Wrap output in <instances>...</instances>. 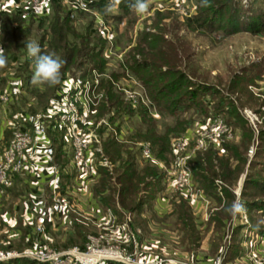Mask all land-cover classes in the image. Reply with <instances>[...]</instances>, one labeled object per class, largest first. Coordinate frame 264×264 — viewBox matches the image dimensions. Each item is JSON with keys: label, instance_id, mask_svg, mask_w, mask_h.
Here are the masks:
<instances>
[{"label": "trees", "instance_id": "obj_1", "mask_svg": "<svg viewBox=\"0 0 264 264\" xmlns=\"http://www.w3.org/2000/svg\"><path fill=\"white\" fill-rule=\"evenodd\" d=\"M193 1L195 14L187 21L189 27L213 29L218 18L226 14L228 10L235 11L234 0ZM131 2L132 0H115V2L90 0L88 6L91 11L99 13L105 22L108 23L109 18H114L117 23L122 18V11H126ZM113 5L116 6L118 13L109 16L108 12ZM51 9L52 15L49 18L48 25L49 33L45 29L41 30L45 18L39 21L34 19L24 20L19 14L1 18L0 49L4 51L7 63L0 68V89H3L9 82L8 73L13 72L21 80L20 89L13 96V99L19 100L21 106L12 110L11 102L14 101L10 102L11 105L9 104L7 107H10L11 113L14 114L10 116V119L18 125L22 121L21 115H33L41 112L66 75L79 73L81 77L85 78L88 77L91 71H95L100 75L97 91L102 93V97L95 108L94 118L95 120L99 118L106 119L108 127H100L103 131L106 130L101 147L105 160L113 167L111 171L98 167L97 173L100 176V181L96 183L93 195L98 198L99 205L101 204L105 209L113 210L118 217H122L123 213L127 215L134 214L138 217L143 208L152 217V212L154 214L155 211L151 210V206L157 198L155 186L157 184L158 190L162 189L163 186H160V181H163L165 176H163L161 169L149 163L137 168L136 154L131 153V148L139 143H147L150 146L153 158L165 165L170 157L171 140L183 136L193 123L190 116L181 117V115L193 109L204 114L203 120L211 116L206 114L207 111L204 106L207 103L202 100L206 93L204 85L193 82L188 77V75L195 76V70L189 64H186L190 58L187 53L190 47L189 43H186V41L181 43V38L176 33L172 35V41L164 39L166 30L160 28L157 18L151 25L155 31H151L152 28H150L140 32L136 44L124 53L120 61L116 62V70H108L109 58L103 55L106 41L104 42L94 30L91 33L93 22H89L86 27L84 26L79 31L76 29L75 19L73 16L69 18V14L71 12V15L75 13L77 17H81L82 13L66 9L59 0H51ZM227 21L228 28L232 32L239 30L248 33L264 31V14L255 15L254 19L246 18V23L240 27H238V20L235 15H228ZM31 27L38 30L39 34L36 35L35 41L40 45L41 54L52 53L64 61L60 81L55 86H34L31 83L33 63L27 56L25 48V44L29 42L31 36ZM180 68L183 70H180ZM129 77L134 79L142 89L150 103V107L157 114H165L170 119V124L163 126L161 131L157 130V122L149 115L148 109L143 106L133 109L128 102L123 100L122 95L116 91L115 85H117V82L120 79L127 80ZM201 107L204 108L200 109ZM227 115L238 118V115L233 111L227 113ZM135 119L141 124L139 130L128 132L123 142H116L113 137L114 132L111 131L112 128L114 131L117 130L115 123H123L124 120L134 121ZM231 122L233 121L231 120ZM231 122L226 121V125L231 124ZM25 125L29 126L28 123H25ZM17 128L21 129L20 126H17ZM259 132L262 136L264 122ZM102 133L100 130L99 134L102 135ZM250 133L247 129V135L243 138V143L239 148L228 149L222 145L226 154L222 157L217 156L213 149H207L203 153H197L190 162L192 174L200 190L218 203L220 201L215 193L213 182L216 178L228 181V176L233 175L236 177L240 173L246 161L242 154L245 153L246 145L250 140ZM6 134H9L7 130L4 131L5 140L7 138ZM261 136L258 137L264 142V137ZM54 137L56 136L51 135L55 158H58L61 154V145L57 137L56 139ZM231 162H234V165H231ZM19 177L20 175L12 176L11 185L5 190L4 196L10 194L16 197L21 194L22 188L19 185ZM250 184H257L256 179L244 180L243 188ZM243 188L240 194L242 198L240 205L245 210L260 209V214L264 217V211H262L264 202L256 203L253 199L243 201L246 194V198H250L252 195L244 192ZM178 200L180 199L178 198ZM168 203L171 205L169 218L173 220V228L181 234L180 245L186 249L193 248L197 241L193 215L183 201L177 203L175 199L171 198L168 199ZM233 203L232 193L223 190V203L211 213L207 222V227L212 226L214 235L221 234L225 221L231 218ZM154 215L157 218L156 213ZM137 222L136 225L138 226L141 223L145 225V220ZM72 228L74 233L66 237L64 248L72 247L79 242L80 247L83 245L86 234L84 226L74 223ZM250 231L253 232L254 236H264V227L253 228ZM0 264L35 263L19 259Z\"/></svg>", "mask_w": 264, "mask_h": 264}, {"label": "rangeland", "instance_id": "obj_2", "mask_svg": "<svg viewBox=\"0 0 264 264\" xmlns=\"http://www.w3.org/2000/svg\"><path fill=\"white\" fill-rule=\"evenodd\" d=\"M115 2V0H114ZM235 11L228 10L226 14L218 18L215 22L213 29H205L204 27H189L187 21L195 14L194 1L193 0H149V8L143 14L135 13L130 7L126 11H122V18L116 23L114 18H109V22H105L103 17L95 12L105 24H108L112 28V43L114 40L115 55H121L120 59L130 47L136 44L137 39L140 37V32L149 30L151 25L158 18L160 28L166 30L164 39L173 40V34L181 38V43L186 41L189 43V49L187 50L190 56L188 62L189 66L195 70V76H189V79L193 82L204 85L206 89L205 95L202 100L207 104L205 107L206 114L211 115L209 118L204 119V114L200 111H194L190 109L184 112L181 117L190 116L193 123L188 131L193 128H197V124H203L207 121H217L224 124L228 135L222 136L216 143L205 142L202 149L193 154L188 161V166L191 173V181L195 188L199 190L206 200L205 206L200 209H192L182 199L177 190L171 192L165 191L166 178L160 181L162 189L158 190L156 184V203H152V211H156L152 217L149 212H145L143 209L136 217L133 215H127L123 213L122 217H118L116 213L111 209H105L100 204L98 198L94 197L93 189L96 183H99L100 176L97 173V177L94 180L92 186L89 189L90 193V209H97L100 214L105 216L106 213H110L114 218V223L125 224L130 233H133V237L136 242V246H124L121 250L124 256L132 255L135 261H159L160 264H212L213 261L218 258L221 264H253L248 260L251 256L252 250L259 243L258 239H263L264 236H254L250 229H259L264 227V217L260 214V209L245 210L243 208L238 214L235 215V211H232L231 218L225 221V225L222 229V233L214 235L212 226L207 227L209 216L212 212L219 208V205L223 203V190L229 191L234 197V204H241L242 198L240 196L243 188L244 180L256 179L257 184L247 185L243 188V191L252 194L250 198H246L247 194L243 198V201L253 199L256 203L264 202V142L259 139V132L264 122V31L257 33H248L244 31L232 32L228 28V15H235L237 18L238 27L246 23V18L254 19L255 15L264 14V0H234ZM52 9L45 17V21L42 24L41 30H46L49 33V18L52 15ZM118 13L116 6L108 12L109 16ZM75 19L74 23L77 30H82L83 27L92 22L93 16L88 13H82L81 17H77L75 13L71 17ZM108 18L106 19V21ZM157 22V21H156ZM94 30L91 27V33ZM151 31H155L153 28ZM29 42L35 41L38 30L36 28H30ZM96 33V32H95ZM97 34V33H96ZM182 52V49H181ZM119 59L111 56L108 60V70H116V62ZM184 63V62H183ZM180 70H183L180 68ZM19 78V77H17ZM134 80V79H133ZM126 80L120 79L117 84H125ZM124 99L123 94L116 89ZM102 95V93H101ZM15 99V100H14ZM12 99L11 102L13 108H20V102L18 99ZM126 102V101H125ZM10 104V105H11ZM14 105V106H13ZM201 107L200 109L204 108ZM199 109V110H200ZM10 110V111H9ZM235 112L238 118L227 115L229 112ZM14 115L11 113L10 107H0V129L6 124V120ZM100 119V118H99ZM97 119L96 121H98ZM102 119V118H101ZM100 119V120H101ZM157 122V130L161 131L163 126L170 124V119L164 115H159L155 112V117L152 118ZM137 119L124 120L123 123H115L116 129L113 131L116 135H121V140L116 142H123L128 132L139 130L141 124ZM231 120L233 122H231ZM106 121V119H105ZM226 121H230L231 124L226 125ZM8 122V121H7ZM15 127L20 126L23 130H28L26 125L21 127L20 124L14 123ZM202 126V125H201ZM247 129H249L250 140L246 145L245 153L242 157L245 158V163L240 173L236 177L228 176V181H223L220 178H216L213 182L215 193L219 198L220 203L212 199L210 196L203 193L197 183L191 171V160L197 153H203L207 149H213L217 156L222 157L225 154L223 146L229 148H239L243 143V138L247 135ZM14 130H16L14 128ZM101 130L102 135L99 134ZM11 130H8L7 139H9ZM106 130L101 128L96 129V136L98 137L99 146L101 151V143L105 138ZM113 133V135H114ZM182 137V136H181ZM181 137L173 138L172 141ZM264 137V133L262 136ZM56 139V137H54ZM223 145V146H222ZM133 146V145H132ZM62 154L59 155L58 160L60 165L66 162L64 151L65 147H61ZM258 151V152H257ZM251 152V154L249 153ZM131 153H135V161L137 168H141L146 165V162L141 160L138 149L131 148ZM101 156L105 158L103 151ZM171 156L169 161L165 164L167 167L171 163ZM110 164L108 161H106ZM234 165V162H231ZM250 165V166H249ZM113 167V166H112ZM105 169V168H104ZM111 171V168H106ZM163 176L166 174L163 172ZM25 178H22L24 180ZM22 191V189H21ZM237 194V195H236ZM164 195V202L159 199ZM19 196H22L20 194ZM39 197L43 200H47L48 193L45 190L44 194H39ZM19 198V197H18ZM14 197V201L17 199ZM175 199L177 203L183 201L187 206L191 214L193 215L196 238L197 241L193 248L186 249L180 245L181 234L173 228L172 219L169 218L171 212V205L168 203V199ZM178 198L180 200H178ZM13 201V202H14ZM83 204L86 203V199L83 197ZM238 201V202H236ZM158 202V203H157ZM48 204V202H47ZM87 204V203H86ZM160 205V206H158ZM32 205H28L30 209ZM117 208H119L117 206ZM85 210V208H84ZM264 211V208L263 210ZM205 215V221H202L201 217ZM195 215V216H194ZM139 219V220H138ZM145 220V225L141 223L136 225L137 221ZM79 223L84 226L86 234L84 236L83 245L80 247V242L72 247L64 248L66 244V237L71 236L74 233L72 225ZM36 224V218L30 221L29 228H34ZM54 229L49 234L48 239L50 241L45 242L44 245L51 251L60 252L66 251L73 247L79 250H83L86 245V238L88 236L98 235L100 233V222L93 220H85L73 213L66 215V218L53 219ZM50 227L43 225V228ZM251 227V228H250ZM32 233V232H31ZM48 234V233H47ZM2 246V245H1ZM19 247V246H18ZM4 249V247H0ZM117 264L114 262H107L106 264ZM120 264V263H118Z\"/></svg>", "mask_w": 264, "mask_h": 264}, {"label": "built area", "instance_id": "obj_3", "mask_svg": "<svg viewBox=\"0 0 264 264\" xmlns=\"http://www.w3.org/2000/svg\"><path fill=\"white\" fill-rule=\"evenodd\" d=\"M66 9L93 16L94 31L106 41L103 49L104 57L113 56L120 60L121 55H115L112 43L113 35L110 25L89 9L90 0H59ZM114 2V0H108ZM51 0H0V24L3 16L19 14L24 19L43 20L49 13ZM71 17V12L69 18ZM9 82L0 89V107H7L21 86L20 78L13 72L8 73ZM100 75L91 71L88 77L80 74L66 75L46 107L33 115H21V127L28 123V130L18 129L11 119L0 129V198L11 185L13 175L40 178L46 183L47 200L37 197L28 211L36 218L34 228L29 234L41 235L43 225L54 229L53 219L64 220L66 215L73 213L85 220L100 222V233L86 238L83 250L73 247L66 251L49 250L39 239H33L28 248L22 250L0 249V263L23 259L35 264H160L159 261H135L132 255L124 256L119 248L136 246L133 233L125 224L114 223L110 213L101 215L97 209L81 208L76 204L83 197L90 199L89 189L97 177L98 167L112 168L101 156L97 128L108 127L105 119L96 121L95 108L102 95L97 91ZM125 84H117L126 102L135 109L143 106L154 118L155 111L145 97L136 81L128 78ZM16 118V117H15ZM8 121V122H7ZM202 125V126H201ZM187 131L181 138L172 141L170 145L171 163L167 167L155 160L147 143L137 144L141 160L161 169L166 175L165 191L177 190L182 199L192 209H200L207 203L202 193L191 181L190 168L187 165L194 153L203 148L204 143H216L220 137L227 136L224 124L207 120L204 125ZM14 128L16 130H14ZM11 130L9 139H4V131ZM51 135H55L61 147H65L66 162L60 165L55 158ZM116 140L121 135L114 133ZM251 154V152H249ZM62 154V150H61ZM41 190L39 194H44ZM237 195V194H236ZM164 195L160 201L164 202ZM48 202V204H47ZM238 202V201H236ZM239 212L235 213L238 214ZM195 216V215H194ZM202 221H205L203 214ZM32 232V233H31ZM253 248L250 263L264 264V241ZM171 264V262H170ZM212 264H221L216 258Z\"/></svg>", "mask_w": 264, "mask_h": 264}, {"label": "crops", "instance_id": "obj_4", "mask_svg": "<svg viewBox=\"0 0 264 264\" xmlns=\"http://www.w3.org/2000/svg\"><path fill=\"white\" fill-rule=\"evenodd\" d=\"M43 176V174L40 175V178L20 176L19 185L22 188V196H16L19 198L15 201L13 200L14 197L10 194H6L3 198H0V247H4V249L22 250L28 248L32 240L36 238L43 244L50 241L47 237L52 233V230L47 227L43 228L41 235L29 234L31 231L29 224L30 221L32 222L33 217L27 207L30 204L33 205L34 199L39 196L38 193L41 190L46 189L45 180L42 178ZM22 178L25 179L22 180ZM87 200V204H83V201H81L76 206L90 208L92 202L90 199Z\"/></svg>", "mask_w": 264, "mask_h": 264}, {"label": "clouds", "instance_id": "obj_5", "mask_svg": "<svg viewBox=\"0 0 264 264\" xmlns=\"http://www.w3.org/2000/svg\"><path fill=\"white\" fill-rule=\"evenodd\" d=\"M129 7L138 14L145 13L149 8V0H132ZM27 56L33 63V75L31 83L34 86H55L60 81L61 69L64 61L55 54H41L40 45L36 41L27 42L25 44ZM7 63V58L4 51L0 49V68L4 67ZM243 206L234 204L232 211L240 212Z\"/></svg>", "mask_w": 264, "mask_h": 264}]
</instances>
